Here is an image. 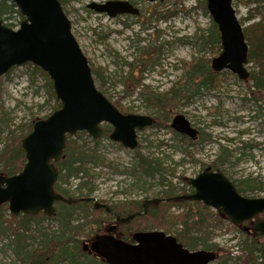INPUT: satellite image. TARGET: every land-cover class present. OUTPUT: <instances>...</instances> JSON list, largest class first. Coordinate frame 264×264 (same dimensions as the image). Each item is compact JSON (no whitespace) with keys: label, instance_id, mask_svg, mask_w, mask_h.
<instances>
[{"label":"rangeland","instance_id":"374dc122","mask_svg":"<svg viewBox=\"0 0 264 264\" xmlns=\"http://www.w3.org/2000/svg\"><path fill=\"white\" fill-rule=\"evenodd\" d=\"M92 1L101 3L107 0H60L71 22L72 34L90 66L98 73L93 74L96 88L111 101L117 102L122 112L156 117L158 112L143 99L142 89L164 92L183 87L186 81L184 63L189 61H206L212 74L208 83L213 81L212 86L209 84L193 95H190L191 88H181L184 98L170 109L168 115L163 114L165 118L159 116L162 124L138 131V147L135 150L126 149L108 137L102 138L98 149L105 158L104 163H100L99 158L98 164L87 165L94 187L90 196L106 203L103 208L126 204V210L130 212L144 208L146 212L149 205L163 200L160 192L166 186L159 184L158 174L148 176L140 171L136 165L135 152L138 151L148 159H158L164 168L161 171L164 183L169 182L178 190L185 187L184 182L195 177L203 167L216 165L215 168L231 180L238 190H243L241 195L264 197V104L259 107L254 103L255 90L253 86L249 87L251 81L244 82L229 70L211 71L210 61L220 53L221 46L204 41L200 36L207 33L211 20L208 12L200 7L201 0H127L139 8V14H123L114 18L88 9L86 5ZM233 7L242 27L264 20L263 0H234ZM8 17L7 22L14 27L18 21L17 15L14 13ZM246 68L250 74L259 71L255 62H249ZM53 103L47 94L45 80L34 71L32 65L14 67L2 76L0 113L4 114L7 124L2 127L0 149L8 131L18 134L20 125L49 115ZM178 113L185 115L200 133L210 139L190 143L176 137L170 122ZM90 139L83 137L78 143L91 146L93 143ZM222 146L228 153L224 158L220 157ZM180 147L187 148L188 153H183ZM69 181L68 185L62 183V186L73 190L78 180ZM251 187L253 190H250ZM189 188H186L188 192L191 191ZM148 199L160 200L144 206ZM199 203L192 206L173 205L170 202L163 204L155 215L160 213L162 219H172L176 223L167 222L162 229L152 226L150 217L141 212H128L123 216L134 215L128 223L131 230H166L169 235H174L182 228L177 215L189 208L193 213L203 210L202 202ZM203 211L205 216L211 213L208 242L221 249L220 258L209 264H245L243 254L238 251L246 235L263 237L255 234L248 221L237 226L226 217L219 220L218 211L211 207ZM8 214L7 209L4 212L7 219ZM101 215L103 218L104 214ZM259 215L254 220L264 219ZM40 224L53 230L58 227L57 220L51 218L42 220ZM106 225L101 224V230ZM168 226L172 227L165 229ZM96 229L94 224L84 226L83 232L77 236L79 246ZM7 243L8 239L0 235V264H22ZM255 256L256 263L260 264L262 257L258 252Z\"/></svg>","mask_w":264,"mask_h":264},{"label":"water","instance_id":"95a60500","mask_svg":"<svg viewBox=\"0 0 264 264\" xmlns=\"http://www.w3.org/2000/svg\"><path fill=\"white\" fill-rule=\"evenodd\" d=\"M10 1L23 19L17 29L4 25L0 19V77L12 67L32 63L51 80L60 107L46 118L35 119L30 132L21 139L25 157L22 169L10 176L0 173V205L7 203L9 213L14 216L39 212L51 216L55 201L71 202L53 188L57 177L53 161L63 157L67 135L84 131L97 140L102 134L101 124L106 123L111 127L109 139L133 150L138 145L137 130L150 126L153 120L149 115L120 112L96 88L88 59L72 34L71 22L59 0ZM232 1L206 0L221 44V51L211 59L210 67L215 72L229 70L239 79L247 80L248 44ZM86 7L111 18L138 14V9L125 0L92 1ZM170 126L191 139L197 136V130L183 114L174 115ZM188 184L194 191L173 200L202 202L219 209L234 224L264 212V197L242 196L221 172L205 168L194 178H189ZM84 199L91 200L89 197ZM159 200L148 199L144 206ZM94 205L105 207L98 202ZM133 216L118 220L125 222ZM253 229L264 238V219L254 221ZM132 240L134 243H129L103 233L91 242L90 252L107 264H209L217 256L212 250H188L175 237L162 231L136 232Z\"/></svg>","mask_w":264,"mask_h":264},{"label":"trees","instance_id":"16d2710c","mask_svg":"<svg viewBox=\"0 0 264 264\" xmlns=\"http://www.w3.org/2000/svg\"><path fill=\"white\" fill-rule=\"evenodd\" d=\"M200 7L204 8V11L207 12L204 0L200 1ZM14 13L17 15L19 21L22 20V16L18 9H16L15 5L10 0H0V19L5 25L13 27V24L8 23L7 20L10 18L8 16ZM242 29L245 41L249 46L248 63L255 62L259 66V71L252 73L248 80V82L251 81L252 85H247L249 87L253 86L255 90L253 92V101L261 107V105L264 104V20L254 22ZM206 31V34L202 33L200 35L201 38L209 43L214 42L220 47V37L217 25L212 20H210L209 27ZM32 67L34 71L38 72L45 80L47 94L49 98L54 101L51 107V112H53L60 107V102L55 98L52 89V82L38 67L34 65H32ZM184 67L186 68V81L184 82L183 87H176L175 89L171 88L164 92H154L152 90L142 89L141 92L143 99L151 108L158 112L156 117H153V125L162 124L158 118L161 116L165 118V115H168L170 109L181 98H184L180 92L181 88L183 90L191 88L190 95H193L195 93H200L201 89L207 88L209 84L212 86L213 80L211 83H208V81L211 80L210 76H212V74L208 69L206 61H189L184 63ZM91 71L93 74H98L95 68L91 67ZM112 102L120 111H123L117 102ZM32 121L28 124L20 125V132L18 134H15L12 130L8 131L7 138L0 149L1 174L10 176L18 173L23 167L25 157L20 142L21 139L30 132ZM6 124L4 114L1 112L0 136L3 131L2 127ZM102 130L103 133L99 139H90V142L93 143L91 146L86 143H78V140L83 139V137L88 139V135L85 132H77L74 136H67L65 148L63 150V157L59 161L54 162V165L58 170V178L55 182L54 188L64 198L71 199L70 203L63 201L57 202L55 215L51 217V219H55L58 222V227L55 230L43 227L40 224L42 220L50 219L45 217L42 213L37 215L19 214L17 216H10L8 214L9 219H7L4 215V212L7 211V204L3 203L0 205V235L8 239L7 246L22 264H106L101 260L83 254L79 246V239H77V236L79 233L83 232L84 226L86 225H96V231L101 228V213L104 212L102 207H96L92 201H80L79 197L90 196L94 190L93 185H91V178L88 174L87 165L90 163L98 164L99 158L101 159L100 163H104L105 161V158L101 156L98 147L100 146L101 139L108 137L111 127L104 124L102 125ZM174 135L176 137H181V141L186 140L187 142L192 143L190 139L181 134L175 133ZM199 139L203 141L208 140L209 136L200 133L198 140ZM83 142H85V139ZM221 149L223 152L221 154L223 155H220V157L223 156L224 158L228 153L224 146H222ZM180 150H182L183 153H188L187 148L180 147ZM135 153H137L136 165L140 168V171L143 174L148 176H153L154 174L159 175V184L166 186L162 188L160 197L165 198L167 203L170 202L173 205L189 206L200 204L198 201L190 200L173 201L174 197L189 193L186 189L188 186L187 181L184 182L185 187H179L180 191L177 186H174L169 182L164 183V177L161 174V171H163L164 168L161 167L159 160L156 158L148 159V157L142 156L138 151ZM211 167L213 170H217V168H215L217 167L216 165ZM69 180H78L73 190H69V187L65 188L62 186V183L68 185L70 182ZM250 190H253L252 187ZM237 191L243 193V190L237 189ZM166 202L160 201L157 204L149 205L146 212H144V209H136L134 212L127 211L126 204H117L110 207V209L119 213L121 216L128 212H141L142 215L150 217V224L152 226L162 229L167 222H169V224L176 223V221L172 219H170V221L162 219V214L160 213L155 215V211L159 212L160 208L163 207L162 205ZM203 206L204 205L201 206L202 209L206 210L207 207ZM203 210H198L193 213L189 208L186 212L177 215L178 222L182 224V228L174 235L172 234V236L189 250H195L197 247L201 246L202 249L215 251L217 253V259H219L221 249L216 247L215 244L208 242L209 234H211V231L209 230V227L211 226L209 216L211 213L209 212L205 216ZM216 214L219 220L224 218L219 211ZM79 215H82V217H79ZM259 216H264V213ZM75 219L77 222H75ZM170 227L172 226H168L165 229L169 230ZM163 231L164 233L169 234L166 230ZM245 231L247 232V230ZM238 252L243 254L242 257H244V261H246L245 264H257L255 253L258 252L262 257V262L260 264H264V238H259L257 236L253 238L246 235Z\"/></svg>","mask_w":264,"mask_h":264},{"label":"flooded vegetation","instance_id":"af4514ba","mask_svg":"<svg viewBox=\"0 0 264 264\" xmlns=\"http://www.w3.org/2000/svg\"><path fill=\"white\" fill-rule=\"evenodd\" d=\"M125 1H127V0H125ZM127 2H129V1H127ZM133 6L136 7L135 5H133ZM197 134H198V136H197V139H198V137L200 135V130L199 129H197ZM197 139L195 141H197ZM205 167L210 169L211 166L210 165H207ZM205 167H203L201 170L205 169ZM192 191L193 190L191 189L190 192H192ZM83 197L84 196L79 197V200L80 201H83L84 199H81ZM89 201H92V200H89ZM89 201H87V202H89ZM163 202H166V201L164 200ZM107 204H110V203H107ZM56 205H57V202L54 203V207L55 208H56ZM108 207H110V206H108ZM102 209L104 211L103 212L104 218L101 219V224L106 223L107 225L103 228V230H101V228H100L98 231H96V230L93 231L94 234L91 237L85 238L80 243L81 244L80 249H81V251H82L83 254L89 255V256L94 257V258H100L98 255L94 254L93 252H90L91 251L90 250V244L95 239V237L97 235H100V234H103V233H106L109 236H113L116 239L124 240V241H127L129 243H134V241L132 240V235L134 233H136V232H151V231H156V230H151V229L149 230V229H142V228H138V229L131 230L128 227V225H129L128 223L132 219L131 220H128V222H120L118 220V218H124V216H121L119 213H116V212L112 211L110 208L107 210L106 208H103L102 207ZM110 227H113V229L109 230Z\"/></svg>","mask_w":264,"mask_h":264},{"label":"bare ground","instance_id":"6f19581e","mask_svg":"<svg viewBox=\"0 0 264 264\" xmlns=\"http://www.w3.org/2000/svg\"><path fill=\"white\" fill-rule=\"evenodd\" d=\"M209 139H210V138H209ZM209 139H208V140H209ZM222 153H223V152H222ZM220 155H223V154H220ZM216 259H217V256H216ZM216 259H215V260H216Z\"/></svg>","mask_w":264,"mask_h":264}]
</instances>
